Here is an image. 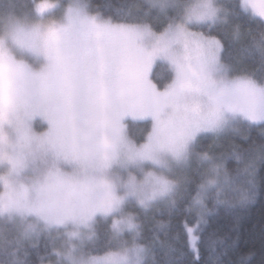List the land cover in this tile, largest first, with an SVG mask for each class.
Wrapping results in <instances>:
<instances>
[{
	"label": "snow or ice",
	"instance_id": "6c2138e0",
	"mask_svg": "<svg viewBox=\"0 0 264 264\" xmlns=\"http://www.w3.org/2000/svg\"><path fill=\"white\" fill-rule=\"evenodd\" d=\"M261 196L264 0H0V264H264Z\"/></svg>",
	"mask_w": 264,
	"mask_h": 264
},
{
	"label": "trees",
	"instance_id": "16d2710c",
	"mask_svg": "<svg viewBox=\"0 0 264 264\" xmlns=\"http://www.w3.org/2000/svg\"><path fill=\"white\" fill-rule=\"evenodd\" d=\"M262 219H264V196L258 197L256 202L251 207H249L245 212H242L240 214L239 222L236 225V227L241 236L242 247L256 248L257 250L259 249L260 241L258 236V232H259L258 225ZM231 226L232 225L230 219L221 215V217L212 221L208 231L218 229L220 233L223 234L227 232L231 228ZM254 226H257L255 228V232H256L255 236L252 235ZM160 239L162 240L164 239L162 233L160 235ZM201 252L203 256L206 258L207 252L202 244H201ZM258 258L259 257L257 256V259Z\"/></svg>",
	"mask_w": 264,
	"mask_h": 264
}]
</instances>
